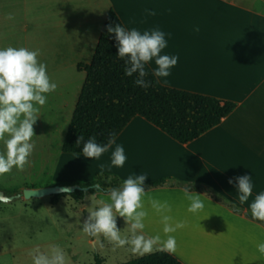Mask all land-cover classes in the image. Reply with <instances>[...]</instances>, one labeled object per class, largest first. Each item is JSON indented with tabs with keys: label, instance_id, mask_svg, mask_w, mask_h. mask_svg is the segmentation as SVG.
Segmentation results:
<instances>
[{
	"label": "crops",
	"instance_id": "0c3cea01",
	"mask_svg": "<svg viewBox=\"0 0 264 264\" xmlns=\"http://www.w3.org/2000/svg\"><path fill=\"white\" fill-rule=\"evenodd\" d=\"M257 7V0H56L54 6L58 62L69 51L76 54L77 66L90 63L112 9L128 30L158 28L170 34L162 54L179 56V61L169 77L159 79L162 85L236 103L219 125L186 144L137 116L117 137L127 156L124 166L110 167L111 152L105 153L87 176L92 181L97 173H106L125 180L145 174L144 183L166 180L145 190L148 215L142 234L162 240L174 236L177 250L171 254L184 264H264L256 251L264 240V226L247 216L250 203L264 192V15ZM150 67H156L154 62ZM245 174L252 176L253 194L240 204L228 180ZM189 185L200 187L190 190L193 194L203 195L205 208L198 215L188 211ZM108 193L90 189L83 199L71 198L88 215V201L103 206L110 203ZM151 200L167 201L170 211L157 212ZM164 215L170 225L184 227L166 234ZM116 222L121 234L131 236L123 217L117 216ZM96 241H91L95 259L102 263L105 257Z\"/></svg>",
	"mask_w": 264,
	"mask_h": 264
},
{
	"label": "rangeland",
	"instance_id": "374dc122",
	"mask_svg": "<svg viewBox=\"0 0 264 264\" xmlns=\"http://www.w3.org/2000/svg\"><path fill=\"white\" fill-rule=\"evenodd\" d=\"M55 3L56 0H0V48L38 50V59L47 65L48 75L57 84L33 125L36 136L29 162L23 170L14 168L0 176V190L7 195L65 183L81 186L89 182L87 176L95 167L96 161L91 158L62 151L86 73L79 71L76 54L66 51L63 60L54 59ZM95 185L93 188H99ZM56 199V195L22 196L0 202V264H33L34 256L51 257L57 248L64 253L65 264H97V251L91 242L94 238L105 257L101 264H120L159 251L156 246L151 253L141 254L133 252L130 246L115 245L103 234L85 233L83 222L89 214L80 211L70 194ZM88 204L89 212L102 207L91 199ZM121 235L130 237L126 233Z\"/></svg>",
	"mask_w": 264,
	"mask_h": 264
},
{
	"label": "clouds",
	"instance_id": "9594fccd",
	"mask_svg": "<svg viewBox=\"0 0 264 264\" xmlns=\"http://www.w3.org/2000/svg\"><path fill=\"white\" fill-rule=\"evenodd\" d=\"M257 13L264 15V0H257ZM155 15V12L151 13ZM109 34L114 33L117 48V58L124 63V75L131 78L135 76L134 84L140 88L148 89L152 81L148 77L154 76L158 80L169 77L171 70L178 64L179 56L162 54L168 47L165 32L158 28L141 33L138 29L128 30L117 24L108 26ZM38 50L26 47L0 48V176L9 174L14 168L23 170L29 162L34 149L33 125L40 117V108L45 106L50 94L57 89V84L48 75L47 65L38 59ZM154 62L155 68L149 71ZM166 83V79L164 80ZM83 144V157L99 160L105 153L111 152L110 167L122 168L127 160L125 149L117 143V133L110 132L105 143L97 142L95 136L86 141L81 135L77 145ZM147 175L129 176L120 182L118 187L109 191L110 203H103L91 211L83 222V231L91 236L103 234L119 247L130 246L133 252L141 254L151 253L156 246L159 250L175 253L177 241L169 235L162 240L159 235L145 237L146 191L143 187ZM234 184L238 193L240 204H245L253 194V180L250 175H241L228 180ZM64 191H68L65 189ZM203 195L190 190L185 191V198L189 201L188 211L198 215L205 208L201 199ZM151 206L157 212L170 211L167 201L151 200ZM253 219L264 221V192L255 196L249 205ZM117 216L123 217L125 223L130 224V237H122L117 227ZM164 232L173 233L183 228V223L172 226L168 223L170 217L164 215ZM260 257H264V240L256 245ZM33 264H65L62 250L53 249L51 257L39 254L34 256Z\"/></svg>",
	"mask_w": 264,
	"mask_h": 264
},
{
	"label": "trees",
	"instance_id": "16d2710c",
	"mask_svg": "<svg viewBox=\"0 0 264 264\" xmlns=\"http://www.w3.org/2000/svg\"><path fill=\"white\" fill-rule=\"evenodd\" d=\"M117 24L125 27L118 14L111 9L91 62L78 65L79 71L86 72V79L62 145L64 153L83 155V144L77 145L79 136L82 135L85 141L95 136L97 142L105 143L110 132L117 133L118 137L137 116L143 117L178 142L186 144L219 125L235 110L236 103L170 88L151 75L148 77L152 81L150 88L136 86L135 76L129 78L124 75V63L116 56L115 34H109L107 31L108 26L115 27ZM122 181L116 175L97 173L92 181L82 183L81 186L106 193L112 187H118ZM95 184H98L99 188H93ZM165 184L166 180H158L144 183L143 187L148 190ZM185 188L200 189L191 185ZM63 195L66 194L56 195V198ZM70 195L83 199L85 192L77 190ZM214 198L233 211L244 213L222 196L215 195ZM247 216L264 226V221L253 219L250 213ZM96 261L101 264L99 259ZM121 264L184 263L173 254L159 250Z\"/></svg>",
	"mask_w": 264,
	"mask_h": 264
},
{
	"label": "water",
	"instance_id": "95a60500",
	"mask_svg": "<svg viewBox=\"0 0 264 264\" xmlns=\"http://www.w3.org/2000/svg\"><path fill=\"white\" fill-rule=\"evenodd\" d=\"M95 187H99V185H95ZM92 187H82L78 184L74 185H64L57 184L48 187H40V188H26L22 191V193L16 195H7L4 191L0 190V202H9L14 200L15 198L25 197V198H41L49 195H60V194H72L75 191H89ZM67 189L68 191H64Z\"/></svg>",
	"mask_w": 264,
	"mask_h": 264
}]
</instances>
